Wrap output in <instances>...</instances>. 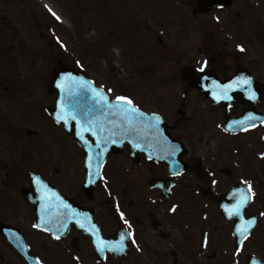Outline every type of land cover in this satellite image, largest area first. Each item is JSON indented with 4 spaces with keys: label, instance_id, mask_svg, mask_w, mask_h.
I'll use <instances>...</instances> for the list:
<instances>
[{
    "label": "flooded vegetation",
    "instance_id": "af4514ba",
    "mask_svg": "<svg viewBox=\"0 0 264 264\" xmlns=\"http://www.w3.org/2000/svg\"><path fill=\"white\" fill-rule=\"evenodd\" d=\"M87 1L83 0L82 12L86 29L91 22ZM167 1L179 9L155 0H102L97 57L82 65L73 58L76 42L60 13L61 20L51 18L53 26L51 15L42 17L47 31H41L39 38L45 42H31L29 47L26 1L0 0V264H30L13 240L23 246L26 242L29 254L42 264H223L225 252L235 246V224L224 217L220 202L233 204V194L225 197L239 182L233 156L248 152L244 159L249 155L253 160L258 153L249 146L264 141V0ZM78 40L85 56L95 57L89 38ZM108 42L115 43L119 57L137 62L135 73H117L113 67L105 71L103 60L112 63L105 52ZM28 53L33 65L47 67V73L34 75L39 81L50 83L58 64L75 67L112 104L117 96H124L146 115H158L162 122L155 133L163 145L152 144L155 140L149 138L148 129L127 133L125 138L120 117L88 96L86 116L103 124L101 138L109 135L110 121L118 126L112 137L117 143L107 144L99 175L89 179L88 173L97 169L95 155L89 168L84 149L48 113L58 98V92L49 91V83L46 94L30 93L33 113L39 109L45 116L44 120L33 115L32 120L42 127L31 129L12 121V114L14 120L25 117L28 107ZM155 55L160 66H167L158 74L154 73L158 67L144 62L154 61ZM241 77L249 78L250 84L232 87L229 98L219 102L206 97L195 83L201 80L214 89ZM138 79L174 81L179 88L139 91L133 84L129 90L123 88L124 81ZM234 96L244 100H232ZM249 114L257 119L234 123ZM135 123L138 129L141 122ZM11 129L24 135L15 143L14 154ZM86 136L98 150L97 137L90 132ZM133 141L140 146L133 147ZM33 177L47 185L43 193ZM236 187L247 191L243 183ZM253 201L252 193L245 218L256 215L257 224L239 250L261 232L263 215L249 210ZM38 223L50 224L52 230L33 227ZM93 225L105 241L117 242L124 234V250L98 252L89 230Z\"/></svg>",
    "mask_w": 264,
    "mask_h": 264
},
{
    "label": "rangeland",
    "instance_id": "374dc122",
    "mask_svg": "<svg viewBox=\"0 0 264 264\" xmlns=\"http://www.w3.org/2000/svg\"><path fill=\"white\" fill-rule=\"evenodd\" d=\"M26 1V28H27V41L29 44V47H31V42H36L37 45L43 44L45 41L41 40L39 38V33L41 31L46 32L47 29L45 27V24L41 22V19L45 15H51L50 20V26L55 25V23L51 20V18L57 19V13H60V15L63 16L64 23L63 24L66 29H69L71 32V35L74 37V42H76V48L74 49V56L73 58L77 61L79 60L82 65L88 62V60H91L93 62V58L97 57V53L99 50V39L95 38L102 34L101 29V5H103L102 0H89V4L91 5L89 9V15L91 18V22L89 24V28L86 29L83 25V4L86 3V1L83 0L77 3V0H25ZM158 5H162L163 7H171V10H177L179 9L178 5L167 1V0H155ZM55 13V15H53ZM1 18V16H0ZM58 20H61L59 18ZM77 35L79 37H77ZM89 38V41L91 42L90 45V51L92 53H95V57L92 56L91 59L87 58L85 54L87 51H85V48L81 47V43L78 40L82 36ZM95 38V39H94ZM96 46V47H95ZM119 49L116 47L115 43L110 44L108 42V46L106 47L105 52H107V57L112 59V63H109V59L103 60V64L106 66H103L105 71H108L111 69V67L114 68V71L121 74H130L135 73L134 70L137 69L136 64L137 62H132V60L126 61L123 56L119 57ZM29 52V49H28ZM101 56V55H100ZM154 61H146L145 63L149 62L151 65H155V68L158 67V71L154 73H161L163 69H166L167 66H160L158 58H160L158 55H155ZM32 57L29 56V53L27 54V74L28 75V81H27V102L28 107L26 109L25 117L20 118L17 120L13 119L14 114H12V121L17 124H25L31 129H35L36 127L40 128L42 126H39L36 122L32 120L33 115L43 117L45 120V116L43 112L39 109L36 110V114L33 112L35 109H31V104L29 103L31 97L30 93L33 92V90L37 92H41L42 95L46 94V85L49 83L47 80L39 81L38 79H35L36 74H42L47 73V67H42L39 65H33L32 64ZM101 65V61H98V65ZM112 64V65H111ZM168 73V72H167ZM130 84H133L135 86V89L139 91H144L146 89L153 88L155 90H163V89H169V90H176L179 88L178 82H159V81H142V80H135L134 82H127L124 81L123 87L124 89H131ZM128 85V86H127ZM130 86V87H129ZM15 116L18 117V114H15ZM38 121H41V119H37ZM10 138H11V147L13 150L11 151V154L16 153L15 149V143L18 144L19 140H22L24 138V135L21 132H18L17 130L14 131L11 129L10 132ZM5 140H8L5 139ZM249 148H252L253 151L257 154V157H253V160L249 155V157L244 159V155L248 152H242L237 154L235 157L233 156L234 163H238V167L236 165V169L238 172L235 175V179L239 182L235 185L238 186L240 183H243L244 185L248 186V184L252 185V193L254 196V201L250 207V211H256L259 213H264V155H261L264 153V141L261 142L259 146H249ZM246 157V156H245ZM18 158V157H16ZM244 160V161H243ZM251 162V163H250ZM253 163V164H252ZM251 173H250V172ZM251 175L253 176V179L251 178ZM246 182V183H245ZM256 186V188H254ZM1 250L5 252L6 247L4 245L1 246ZM254 254L260 259L264 260V215H263V222L261 225V232L257 236H253L248 241H245V244L243 248L239 251H237L236 247L234 245L230 246L228 252H225V259H223V264H246V256L247 254ZM224 257V253H222Z\"/></svg>",
    "mask_w": 264,
    "mask_h": 264
},
{
    "label": "snow or ice",
    "instance_id": "6c2138e0",
    "mask_svg": "<svg viewBox=\"0 0 264 264\" xmlns=\"http://www.w3.org/2000/svg\"><path fill=\"white\" fill-rule=\"evenodd\" d=\"M53 15H55V13H53ZM57 19H59V17H57ZM242 50V49H241ZM201 71H203V68H201ZM250 84V79L249 78H237L234 79L230 84H225V85H219L217 84L213 90V98L214 99H227L229 98L227 93L228 90L232 87H236V88H243L246 85ZM58 87H60V85L58 84ZM90 91L93 93V99L94 102L96 104H99L101 106H106L110 111L112 115L115 116H119L121 119V130L125 133V138H126V134L127 133H131L133 131H136L137 133H139V130L136 128V123L135 122H143V121H149L150 122V127L154 128V129H158V125H159V121H160V117L157 116L155 113L151 114V116L146 115L145 113L141 112L137 107H135L133 105V102L128 98V97H124V96H117L116 97V104H112L107 96H105L102 92V90H97L95 88L90 89ZM111 91V90H109ZM217 92H219V96H217ZM69 95L71 96V92H69ZM252 99H255V95L252 94L251 97ZM69 105H64L61 107L59 113L56 116L57 121H63L65 124L68 122V119L71 118L73 120H77V113L75 110L69 112L68 109ZM257 117L249 114L248 116H246L243 120L241 121H236L234 123H236L237 125H242L245 122L248 121H254L256 120ZM77 122L79 123V121L77 120ZM110 123L112 124V129L109 132V135L107 137L101 138L102 134L105 132V128L103 126V124H97V122L95 120H93L92 118H90V114H88V116H86L85 118V122L83 125L80 126L79 131L77 132V135L81 138V140H84V133L85 132H90L92 134V136H96L97 140L95 142V148L98 149L99 151L96 152L95 154V159L97 161V169L96 172H89L88 176L89 179H91V177L93 175H99V167H100V161L101 158L103 156V153L107 150V144L109 142L111 143H117V140L113 139L112 137L114 135H116V129H117V125L115 123V121H110ZM155 142L159 143L160 141L154 137ZM84 143L88 146L89 152H91L92 150V146L88 144L87 140H84ZM133 143V147H139L140 145L138 143H136L135 141L132 142ZM169 155H173V152H169ZM261 155H264V153H262ZM92 160L93 157L92 155H89L87 158V166L89 168H91L92 165ZM103 178V177H101ZM33 182L38 186V191L40 192H44V190L47 188V185H45L39 177H33ZM246 183V182H245ZM252 198V188L251 185L248 184L247 186V191H236L234 193V199H235V203L232 205H225L224 207V211L227 215L229 216H240L241 210L245 207L246 204H248V202L251 200ZM41 199H45V197L42 195ZM65 208H68V205H64ZM76 215L75 212L71 213V216L74 217ZM262 215H264V213H262ZM121 219H123V214L121 213ZM254 219H249L246 221L242 222V226L238 225L236 227V232L239 233V235L241 237H245L248 230L252 227L253 223H254ZM42 223L47 224L48 221H42ZM77 223L79 224V221H77ZM124 223L127 224L128 221L124 220ZM79 226L81 228L84 227L83 224H79ZM33 227H37L40 228L41 224H35L33 225ZM45 231H50V229L48 228H44ZM92 232V235L96 238L95 239V243H96V248L98 251L103 252L105 250V248H108L109 250L112 251H123L124 250V240H125V236L124 234H121L120 236V240L117 242H109V241H105L102 240L96 230H95V226L93 225L91 229H89ZM59 231V230H57ZM54 237L56 239H59V235H57L55 232L53 233ZM129 237H131L132 233L129 232L127 234ZM132 243L135 244V240H132ZM237 251H239V249H237ZM35 264H42V262L37 258L35 260ZM253 264H257V262L255 260H253Z\"/></svg>",
    "mask_w": 264,
    "mask_h": 264
},
{
    "label": "water",
    "instance_id": "95a60500",
    "mask_svg": "<svg viewBox=\"0 0 264 264\" xmlns=\"http://www.w3.org/2000/svg\"><path fill=\"white\" fill-rule=\"evenodd\" d=\"M63 74L68 77L67 80H64L63 78L59 77L60 75H63ZM232 81H233V78L228 80L226 82V84H230ZM195 83L198 85V87H200V89L202 90V92L205 94L206 97L210 98L213 101L219 102L218 100H220V99H214L213 98V90L214 89L205 87L203 85V81H201V80H196ZM58 84L60 85V87H58ZM92 88L98 89L90 79L83 76L76 69H73V68L66 69V68H64V66L62 64L58 65V71L55 74L54 79L51 81V83L49 85L50 91H52V92L58 91V93H59V97L57 100L56 107H50L49 108L50 114L57 121L56 116L59 113L62 106L69 105V107L67 109L69 112H71L73 110L76 111V113L78 114L77 120L79 121V123L77 122V120H73L71 118L68 119V122L66 124L63 121H57V122L63 124L66 131L68 133H72L74 135L75 139L83 147L84 153L87 156L95 155L98 150H95L94 146L90 142H88V144L92 146V150H91V152H89L88 146L84 143V140H87L86 132L84 133V140H81V138L77 135V132L79 131L80 126L83 125L85 122V118H86V114H87L86 99L88 96L93 97V93L90 91V89H92ZM230 90H232V88H230ZM69 92H71V96L69 95ZM88 92H91V93L89 94ZM216 94H217V96L220 95L218 92ZM230 98L232 100H237V101H239V100L243 101L244 100L242 97H238V96H234V97H230ZM252 101H254V100L252 99ZM239 121H241V118H239ZM138 129H139V131H142L144 129H148L150 132L149 138H152L153 140H154V137H157V135L155 133L156 129L151 128L150 125L144 126L143 122L139 123ZM152 144L155 147H158V146L163 145V142H159V143L152 142ZM156 154H158V153L156 152ZM154 156H156V155H154ZM157 158L163 159L164 156L161 155ZM20 192L26 198H29V194L24 191V188H20ZM235 192H236L235 190H232L225 197L231 196L232 194L234 195ZM234 203H235V199L233 200V204ZM249 203H250V201L241 210L240 216H229L225 213L224 207H223L227 204L220 202V208L222 209V212H223L225 218H227V219H229L235 223L234 239H235L236 245L238 247L241 245L242 241L250 234L251 230L254 228V226L256 224V216H253L250 219H254L255 222L253 223L252 227L248 230L245 237H241L239 235V233L236 232V227L238 225L242 226V222L247 220V218L244 217V212L248 209ZM41 226L52 230V226L50 224H48V225H42L41 224ZM3 227L4 226H2V228ZM12 242L15 243V245L19 251H21L22 253L25 254V256L29 260L30 264H35L36 258L32 257L29 254L28 245L26 244V242H25V246H23L21 243L15 241V240H13ZM95 246H96V243H95ZM253 260H255L257 262V264H264V262L256 259L254 256H250L248 258L247 263L253 264Z\"/></svg>",
    "mask_w": 264,
    "mask_h": 264
}]
</instances>
